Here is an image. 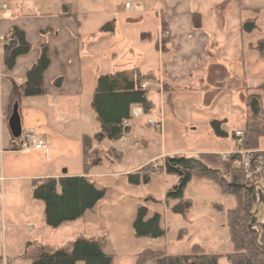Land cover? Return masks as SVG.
I'll return each instance as SVG.
<instances>
[{"label":"rangeland","instance_id":"obj_1","mask_svg":"<svg viewBox=\"0 0 264 264\" xmlns=\"http://www.w3.org/2000/svg\"><path fill=\"white\" fill-rule=\"evenodd\" d=\"M34 1L41 4L45 10L57 8L58 0ZM65 1L71 3L72 10L77 12L83 25L87 28H92L96 22H100L101 27L108 22L114 23L113 32L101 29L94 32V34H103L106 38L104 46L96 54L98 61L94 66L96 74L127 69L135 64V56L126 53V42L120 39V26L124 22L131 21L141 25L140 18L137 19L136 16L143 10L154 20L150 9L155 0ZM244 2L248 7L246 10L257 25V29L252 32L250 37L257 40L264 38V0H244ZM126 3L131 4L129 9L125 7ZM136 4L140 5V9ZM255 8L258 11L253 10ZM149 24L148 30L154 33L155 27L152 25V21ZM147 47L151 48L152 46L148 44ZM251 48H255V46ZM263 60L264 58L259 61L263 62ZM88 83L86 81V84ZM239 83L237 87L240 88L236 87L235 90H228L225 86L210 88L203 85L202 88L178 93L174 111L173 113L170 110L166 111L161 131L148 124L150 118L155 122L158 121V115L152 112L141 118H132L130 131L125 135V139L98 141L95 139V134L99 130V123L91 106L95 81H90V86L86 87L87 94L85 103H83L86 118L84 128L85 133L89 134L86 136L91 143V147L85 153L84 159L87 165L86 171H84L93 173V178L87 177L94 181L98 188L104 189V197L97 202L92 210L87 211L85 216L83 215L86 219L83 227L75 223L83 218L81 217L68 222L72 226L67 229L50 228L44 222L42 210L38 209L36 212L34 209L27 213L18 207L23 201H27L31 206L34 205L32 201L35 202V200L28 192L29 183L27 185L23 181L12 182V184L6 182L5 189H0V257L7 253L9 256H18L16 261L11 264H30V260L26 258L25 254L26 246L29 245L27 251L36 244L56 249L80 235H86L104 240V251L113 255V264H136L137 255L145 249L158 251V255H156L157 258L150 259L147 254L144 264H161L159 262L161 260L158 259L168 255H195L200 252L218 256L220 264H230L228 256L233 253L234 249L227 227V212L235 207V199L227 194H221L218 185L212 181L193 177L184 190L185 198L192 202L190 211L185 215L172 213L173 202H168L165 195L177 183V178L165 174L160 169V165L165 156L196 157L201 153L225 151L224 153H214L223 158L231 151L238 149L235 131L243 130L246 116L245 92L256 91L260 86L247 85L243 87L241 85L245 84ZM261 93V104L264 106V90ZM18 113L20 120L22 118L24 120L21 121V128L28 129L29 125L26 122L30 117L25 115L23 104H19ZM233 116L236 118V124L231 130L230 118ZM222 117H226L229 122L228 137L220 139L211 130L209 123L212 119L220 120ZM3 122L2 139L6 145L10 134L5 119ZM76 132L74 126V136ZM259 148H264V139L260 141ZM119 153L121 158L118 156ZM242 154L243 150H240V155ZM30 157L22 153L9 156L11 163L15 165L16 174L27 172L25 162L29 161ZM66 159L67 165L59 168V172L67 170L68 173H73L81 170L80 158L70 156ZM218 160L215 159V161ZM241 161L238 162L240 165L238 163L236 165H239L238 167L247 178ZM143 167L149 172L148 182L139 185L129 184L127 174L139 172ZM6 171L8 172V169ZM41 179L43 178H40L38 182ZM246 180L254 185L255 191L262 192V199L260 197L256 200L247 220L248 223L253 224L257 231L256 241L258 242L261 234L259 224L264 220V181L260 178L254 181H250L248 178ZM37 203L42 204L41 202ZM142 204L148 209L147 217L154 213L160 215V225L164 230L163 237L157 240H147L135 235L132 224L138 206ZM30 225L33 226V231L28 229ZM79 232L83 233L75 235ZM14 239H17V243H14Z\"/></svg>","mask_w":264,"mask_h":264},{"label":"crops","instance_id":"obj_2","mask_svg":"<svg viewBox=\"0 0 264 264\" xmlns=\"http://www.w3.org/2000/svg\"><path fill=\"white\" fill-rule=\"evenodd\" d=\"M62 3L70 2L58 0L55 10H45L34 0H11L8 9L0 11L1 190L5 189L6 182L12 184L23 181L24 184L29 183L28 192L32 194L33 181L36 179L94 176L93 173L85 172L83 167V138L89 135L84 128L86 118L83 103L87 94L86 87L90 86V81L96 83L99 75L118 70L96 74V54L106 40L103 34H94L95 30H100V22L87 28L72 8L75 15L61 16ZM136 5L140 9V5ZM152 5L150 10L154 20L143 10L136 16L137 19L140 18L141 25L131 21L120 26L119 36L121 41L126 42L125 51L135 56L136 62L127 69L119 70L138 67L142 74L149 77L146 81L149 83V99L153 103V109L148 114L156 113L162 124L166 111L173 113L180 92L202 88L203 85L210 88L225 86L228 90H235L239 82L245 84L241 85L243 87L264 84V60L259 61L264 58V52L259 54L255 48H251L259 39L250 37L252 33H245L240 27L242 21L251 17L244 0H155ZM193 14L200 16V28L193 26ZM150 21L155 27L154 33L148 30ZM13 25L25 32L31 49L17 58L11 70H7L3 64L2 37L8 34ZM163 31L167 36L164 42ZM146 42L152 47L148 48ZM44 44L48 46L50 57V64L43 77L46 93L22 98L19 102L12 101V81L17 84L24 81ZM58 78H62V83L56 87L54 81ZM86 81L89 83L86 84ZM15 104L17 110L19 104H23L25 115L30 117L26 123L44 137V148L25 152L12 149L9 128L10 139L4 144L3 120L5 119L8 127V118ZM132 111L138 114L137 118L146 115L139 107H134ZM220 120L225 121L223 128L228 131V119L222 117ZM230 120L232 130L236 118L233 116ZM21 121H24L23 118ZM74 126L77 131L75 136ZM231 144H234L233 141ZM21 153L31 156L30 162H25L27 172L16 174L15 165L11 163L9 156ZM70 156L80 158L81 170L73 173H68L67 170L59 172V168L67 165L66 157ZM32 202L33 208L27 201H23L18 207L27 213L34 209L36 212L38 209L43 212V204L36 200ZM84 216L75 223L83 227L86 221ZM69 226L72 225L66 223L58 228L67 229ZM28 229L34 230L31 225ZM14 243H17V239H14ZM17 257L6 253L1 255L0 260L11 264Z\"/></svg>","mask_w":264,"mask_h":264},{"label":"trees","instance_id":"obj_3","mask_svg":"<svg viewBox=\"0 0 264 264\" xmlns=\"http://www.w3.org/2000/svg\"><path fill=\"white\" fill-rule=\"evenodd\" d=\"M258 11L256 8L253 9ZM61 16L75 15L70 3L61 4ZM193 26L200 28V16L192 15ZM241 30L252 33L257 29L254 18H247L241 22ZM103 31L113 32L114 23L108 22L101 28ZM167 36L163 31V42ZM31 49L25 32L13 25L2 37L3 64L7 70H11L18 57L25 55ZM259 54L264 52V39H259L255 45ZM50 64L49 50L46 44L41 46L40 54L27 72L22 83L12 81V101L19 102L22 98L42 96L46 93L44 86V73ZM138 67L129 70H118L113 73L99 75L96 79L92 94L91 106L99 123V130L95 139L115 141L130 131V125L124 126V121L132 119V109L141 108L144 114L153 109L150 101L148 87L143 88L142 82L148 79ZM62 78L54 81L59 87ZM256 91H246L244 105L246 116L244 118L241 142L238 149L228 153L223 159L221 155L214 153H201L198 156H165L162 159L160 169L165 174L177 178L165 195L168 202H173L171 212L185 215L191 207L190 199L185 198L184 190L188 182L193 178H204L218 185L221 194L232 196L235 199V207L227 212V227L229 229L230 242L233 253L228 256L230 264H264V233L261 232L258 242L257 231L252 223H248V217L261 197L262 192L255 191L254 185L249 183L240 167L236 164L241 160L240 150H259L260 141L264 139V106L261 104L264 85L257 87ZM169 97V96H168ZM225 121L213 119L209 125L214 134L220 138H227L228 132L223 128ZM236 138V137H235ZM15 139L11 137L12 149ZM91 147L90 139L83 138V167L86 171L84 159L86 151ZM113 150V149H112ZM112 152V151H111ZM118 155V154H117ZM120 158L121 154L119 153ZM214 159V160H213ZM215 159H219L215 161ZM145 167V166H144ZM142 168L139 172L128 173L127 181L132 185L147 183L149 172ZM33 181L32 198L43 204V219L50 228H58L65 223L75 221L87 212L104 197V189L98 188L94 181L87 176H66L59 179L43 178ZM148 209L145 205H139L133 221V230L137 237L147 240H157L164 236V230L160 225V215L154 213L147 217ZM104 240L94 237H77L68 244L56 249L43 245H33L26 253L30 264H113V255L104 251ZM147 254L151 258H157L158 251L145 249L137 255L136 264H144ZM160 257V256H158ZM219 257L205 253L195 255H168L158 260L161 264H220ZM158 262V261H157Z\"/></svg>","mask_w":264,"mask_h":264},{"label":"built area","instance_id":"obj_4","mask_svg":"<svg viewBox=\"0 0 264 264\" xmlns=\"http://www.w3.org/2000/svg\"><path fill=\"white\" fill-rule=\"evenodd\" d=\"M11 0H0V11H5L8 9V4ZM137 6V5H136ZM125 7L129 8L131 7L130 3H126ZM149 83L148 81L142 82V87L146 88L148 87ZM138 114L132 111V118H137ZM148 124H151L154 126L155 129H159L160 131L163 128V124L161 120L153 121L151 118L148 120ZM130 120L124 121V126H129ZM242 131H235L237 145L241 142V136ZM14 146L15 149L18 151H27L30 149H42L46 146V141L44 137L35 131L33 128L28 129H21V133L18 138H14ZM121 139H125V135L121 137ZM242 157V167H244L246 172V177L250 181L257 180L260 178V180L264 181V148L259 149L257 151H243ZM225 158V156L223 157ZM239 164V163H238ZM240 165V164H239ZM238 165V166H239ZM261 188V186H260ZM261 232L264 233V220L260 222ZM0 264H5L3 260H0Z\"/></svg>","mask_w":264,"mask_h":264},{"label":"water","instance_id":"obj_5","mask_svg":"<svg viewBox=\"0 0 264 264\" xmlns=\"http://www.w3.org/2000/svg\"><path fill=\"white\" fill-rule=\"evenodd\" d=\"M7 123L11 136L13 138H18L21 133V122L17 110V104L13 106L12 113L9 116Z\"/></svg>","mask_w":264,"mask_h":264}]
</instances>
